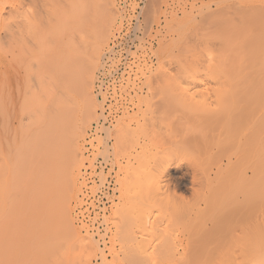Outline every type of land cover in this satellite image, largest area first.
<instances>
[{"label":"rangeland","instance_id":"obj_1","mask_svg":"<svg viewBox=\"0 0 264 264\" xmlns=\"http://www.w3.org/2000/svg\"><path fill=\"white\" fill-rule=\"evenodd\" d=\"M49 1L45 0V2H49ZM55 1H50V3L53 2L52 4L56 5L57 2L55 3ZM62 1H64L65 3L64 5L66 6V3H67L66 0H62ZM62 1L60 2L62 3ZM73 1L75 2V0ZM77 1L80 2L79 0ZM85 1L87 2V0ZM88 1L101 3L104 0H88ZM110 1H112L111 14L113 15V23L108 32V38L105 41L103 47L101 48V53L103 54L101 55L100 53V56L97 58L96 65L93 69V74H92L93 79H91L92 82H90V91H91L90 95L91 97H93L94 108L91 109V113H90L91 117L89 116L90 119L83 131L84 133L79 138V152H78L79 155L77 156V160L79 159L77 161L79 176H77L75 189L73 190V193L70 194L69 196L70 198L69 212H70V216H72L71 218L73 219L72 221H73V224L75 225V228H77V230L81 234L84 233L83 235L87 236L89 240L90 238L93 239V240H90L92 242L88 244L86 243V245L85 246L83 245L82 247L84 248V250H82L84 254L85 253L87 254V252H92L94 250L92 252L93 255L91 254L92 256H90L89 254V258L87 257L88 258L87 264H99V263L100 264L101 263L102 264H135V263L141 264V262L143 264H150V263L152 264V262H154L153 264H183V263L190 264L191 259L195 260L194 262L195 264L197 263L198 264H201V263L202 264H209V263L212 264L216 262V260L217 262L214 264H219L218 263L219 260H220L219 261L220 264H223L224 261H225L224 264L226 263L227 264H236V263L243 264L244 259H246V256L242 257V255L247 254V253L240 252V251L247 250V249H254L257 251V254H259L264 249V219L261 220L262 216L264 215V208L255 210L253 209L254 207L252 208L251 205H248L247 203L244 204L242 202V201H245L246 198L248 199L249 195H247V192L249 193L256 192V193L264 194L262 148H261L262 146L259 142V137L261 136L262 131L260 130V128L255 130V128L258 127L257 125L258 123L257 121H254V117H257V115L251 116L247 113V109H241V105H242L241 102L236 100L238 96H234L231 93V91H229V89L227 88L228 87V85L226 84L227 79H225L227 75L225 77L223 76L225 74L223 73L222 70L225 68H222L221 58H222V61L224 62L223 57H225L224 54H226L225 61H227L228 63L226 64V66H228L229 68V66L231 65L230 63L231 57L229 56L230 55L229 53L228 54L226 53L227 50L230 51L231 49L232 52H233L232 49H235V50L242 49L243 50V48L245 47L244 45H246V43L243 44L244 42L243 40H241V42L239 40L241 38L246 37V35L244 36V34L247 33V28L246 26L241 27V24H244L243 22L245 20L238 19L241 15L238 18L236 17L238 20L235 19V16L239 15L238 12H240L241 14L240 9H237L238 8L237 3L238 4L240 3L242 5L245 2L247 3V1L249 0H145L144 4L141 7V18L139 21V25L137 26V30L140 32V34L134 37L132 46L126 48L127 53L131 55V59L129 60L130 67H128V69L125 70L121 74L120 78L117 80V83L113 84L110 87L111 95H112L111 97H113L114 99L110 103V106L108 107L114 108L115 114L113 115L111 120L106 124V123L98 122V119L102 116V115L99 116L98 113L102 114L103 108L101 106L102 102L98 100L97 95H94L95 94L94 81L96 78V71L103 64L102 56H104V52L107 49H109V42L114 37V33L122 27V19H123V14H124L120 6L117 4L116 0H110ZM41 3H42L41 5L44 4V2H41ZM62 5L63 4H61V6ZM43 7L44 6H42L41 8ZM50 7L49 8L46 7L47 11H49ZM61 8H59L60 12L62 10ZM56 9L57 8L53 10H56ZM64 10H66V8ZM41 12L45 14L44 17L46 15L48 16V13H50L49 11L46 14L44 10L43 11L41 10ZM56 12H58V9ZM65 12L66 11L63 12L64 14L63 13L61 14L65 15ZM66 13L69 16V12L67 11ZM51 14H54V13L52 12ZM59 15L60 14L57 15V13H55L53 17H56V16L59 17ZM66 17L62 19L67 20L68 18ZM59 18L61 22V16ZM59 18L51 17L50 20H47L48 19L47 18L46 19L47 26L48 24L53 22L51 20H54V22H56L57 19ZM36 19L37 18L33 19V21H35ZM42 19L41 21H43ZM48 21H51V22H48ZM54 22H53V25H54ZM60 22L57 23L58 26ZM63 22L62 24H64ZM40 23H38V25ZM46 23H43V25ZM32 24L34 26L35 31L32 33V30H31L32 35L27 34L29 32L28 30L30 29L32 25L31 23L29 24V27H27L26 25L27 28L26 27L25 28L27 29L26 30L27 33L26 31L24 32L25 30L24 29L22 33L23 34L22 37L24 38H23V41L21 39L20 43L22 42L21 43L22 45L24 43H26V45L29 44L28 46L35 45L33 38L34 37L37 38L38 36L41 39L43 38L45 42L47 43L44 49L43 47L44 45L42 46V43L39 41L40 48L41 46L43 47L44 50H48L49 48L48 51H50V49L53 47L52 45L53 41L55 42L56 40L55 38H57L56 36L59 35L58 33L55 34V32L53 31V30H56V28L52 29L51 27H49L52 29L55 35L53 34L52 31H51L52 33L50 34L51 35L53 34V36L55 37H51V35L48 37L50 29H48L49 30L48 31L46 28H43L45 29V31L46 30L48 31V33H46V32H43L44 30L42 31L41 30L42 28L40 29L38 25L35 26V24H37L36 21L35 23L33 22ZM57 24L56 26H54V27H57V30H59L60 32L62 31L63 34L64 32H66V34H64V38H62L64 42V39L66 37L65 35L69 33V23L67 27L63 25V27L68 28V31L66 28L64 29L63 27H62L63 30H61L60 26L62 25L58 27ZM91 24L92 23L89 22V25ZM43 27H45V25ZM36 29L38 30L40 29L43 33L37 31ZM2 31L4 30L0 29V105L2 106L1 108H3V109H0L2 110V112H0L2 113L1 115L2 118L0 117V121L1 119L3 120L1 121L2 123H0V125H2V127L0 128V145H4V146L7 145V143L4 142L2 138L4 136L2 129H4L6 131L5 132L6 141L8 142V145L6 146V148L8 149V151L11 150L9 154L11 155L10 156L11 161H13V159H15L14 155H16V153H18L20 150H22L23 154H30V158H31V155L33 153L31 154L30 152L29 153L26 152L25 148H27L29 144H24V142L25 141L26 143L27 141L32 142V139H31L33 136L32 133L33 132L35 133L36 132L35 130L38 129L36 125L38 123L35 122V120L36 121L38 120L40 122L39 124H41L42 123L41 120L44 121L45 119V111L43 112L44 114L41 113L40 111L41 109L39 111L38 110L36 111L35 109L37 108H33V105H32L34 103L33 96L32 98L30 96V94L32 95L33 91H36V89H38L39 86H42V85H39L37 88V84H41L40 82L41 80L39 79L40 80L39 81L38 80L39 77L33 76V74L36 75V72L39 73V71H36V69L38 70L37 63H39V60H37L38 62H35L36 59L35 57L33 58V56L36 54L35 50L38 49V51L41 50L43 52V49L42 48L39 49L37 44H36L37 49L31 46V48L27 47L28 50L25 47L26 46L25 44H24L25 45L24 47H22L21 45V47L23 48V51L25 48V51H28V53L29 51L35 52L34 55L32 52L33 56L29 54L30 56H32L31 58L34 59V61L31 58H29L28 55H23L24 52L23 53L20 52V47H19V51H18V48L14 50H10V51H13L10 57L8 51H6L9 44H5L8 41L6 38H4L5 31L3 32L4 34L2 33ZM35 32H36V36L34 34ZM38 32H39V35L46 33L45 36L47 35V38H45L44 36H39ZM236 33L240 34V36L238 34L235 35ZM61 34L60 36H58L60 37L58 38L59 40H61V37L63 36ZM27 38L29 41L27 40ZM39 38L35 39V41L36 40L38 41ZM49 38H54V40L52 41ZM231 39H234L236 42ZM50 40L52 41V43H50ZM68 40H69V36H68ZM45 42L43 44H46ZM20 43H19V46H20ZM68 44L69 43H67L66 45ZM63 45L64 43H62L61 47ZM241 45L244 47L242 48ZM61 47H56V49L58 48L60 51ZM68 47L69 46H66V50H65L67 53H68L67 50H69ZM55 50L54 52H56ZM48 51L46 52L50 53ZM62 51L60 53L63 54ZM66 52L64 53V55L66 54ZM14 53H15V57L17 58L19 57L20 60H23L22 63L20 61L21 63L20 65L18 63L19 59L14 58V55H12ZM20 53L25 57V59L20 58L22 57ZM44 53L45 52L41 54H44ZM57 53H55V55ZM218 53L220 54L218 56L219 59L217 57L216 58L217 60H216L215 55H218ZM212 54L214 56H212ZM221 54L223 55L220 58ZM49 55L48 57L42 56L43 58L41 59L44 60L45 58L46 60L47 59L51 60L50 58L51 55L50 56ZM210 55L212 57H210ZM37 56L39 57V55ZM58 56H59V53L57 54V57H56L59 60ZM66 56L67 58H65ZM66 56H64L65 60L68 59V55ZM213 57L215 61L214 59L212 60ZM26 58L30 62L36 63V65L35 64L33 65L30 63L32 65V66L30 65L31 66L30 67L28 64V60ZM209 59L211 60V63L214 61V64L217 63V66L221 65L220 67L218 66V68L220 69L217 68L216 64H215L216 67L213 64L211 65V63L208 65L207 62ZM54 60L55 61H53V63L55 62V65L54 64L53 65L57 67L56 69H58V65H59L57 63L58 61L57 59H54ZM60 60L64 61L61 57H60ZM62 61H61V65L63 63ZM66 61L67 62L64 61L65 65L69 63V60H66ZM43 62L41 65L39 64L40 65L39 68L42 67V69H44V74H45V70L47 68H44V66L42 65L47 64L48 62L47 63H43ZM23 63L24 65L25 64L26 65L24 66ZM49 64H47V66H49ZM202 64H204L205 66ZM53 65L52 63L50 64V66L52 67ZM61 65L59 68L60 70H61ZM65 65L63 64V67H66ZM68 65L69 64H67V67L69 68ZM162 66L165 67V69L167 68V66L169 68L164 70V68L163 69L161 68ZM170 66L173 69H171ZM201 66H203L204 69H206V71L204 70V72H202L203 67ZM63 67H62L63 71L58 70V72H60V74L64 73V75H62L64 78L59 77V75L56 73L57 70H55L56 76H54V74H50L53 68L50 70L47 69L50 71L49 74L53 75L54 84L56 83L57 75L60 79H62V81L63 79H65L66 75L67 76L69 75V72H68L69 69L67 67L66 69H64ZM42 69L40 70V72L42 71ZM194 69H196V71H198L197 69H200L202 71H198L199 73L198 74L194 72ZM64 70H66V72L68 73L64 72ZM158 70L161 71V72L159 71L160 74L159 72L157 73ZM163 70L166 72L168 70V73L170 74H172L174 71L175 73L173 74L175 75L177 73V77L181 76V75L178 76L180 71L183 72L184 70H188L192 72L191 74L193 78L192 82H194L195 80L197 82H195V84L186 82L187 83L186 84V83L180 82L182 81L180 79L178 80L171 79V82L167 83L169 81L167 76L170 74H167L166 72L164 73ZM206 72H211V73H206ZM216 72H217V75L222 77L221 80H219V76L216 79L217 77ZM46 73L48 74V72ZM53 73H54V70H53ZM155 73L158 74L156 78H155ZM41 74H43V71L41 72ZM164 74L165 75L167 74L166 78ZM208 74L210 75L207 76ZM211 74L213 78H211L212 77ZM24 76H26L27 78L28 77L30 78L27 79L26 77L24 78ZM37 76H40V75H37ZM163 76L164 78L162 79L161 77ZM198 76H201V80L195 79V77H198ZM26 79L28 81L26 82L27 84L25 83ZM43 79L46 80V78H43ZM48 79L50 78L48 77ZM174 79H175V76H174ZM213 79H215L216 82L217 80H219V82H217L216 84L215 80ZM228 80L230 79L228 78ZM46 81H47L46 84H48L49 80H46ZM201 81L202 83H200ZM223 81L225 84L223 83ZM57 82H58V79H57ZM59 83L67 84V82L63 81V82H58L57 85L55 84V86L57 87L59 85L60 87ZM68 83H69V79H68ZM50 86H52L51 83H50ZM50 86H46V87L50 88ZM64 86L62 85V87ZM26 87H28L29 89ZM33 87L34 88L36 87V89L33 90ZM43 87H45V85H43ZM56 87L55 89H57ZM59 87L57 91L55 90L54 92L56 93L58 92V95H60V98L63 97L66 101H68L70 99L69 91L67 90L69 86L68 87L65 86V89L61 87L59 89ZM52 88L51 90L53 91ZM61 89H63V91H61ZM39 90L40 89H38L36 93L38 92L39 94ZM44 90L45 89L40 90V93L41 91H44ZM64 90L68 91V92L65 91L68 93V95L67 93L63 94ZM45 93H47V91L44 92L43 95ZM21 98H23L22 101H25L27 98L28 100L25 101L26 103L27 101L28 103L30 102L29 100L30 98L32 101V103L30 102L29 104L27 103L28 105H26L29 108L24 107L26 109V111L24 112L22 111L20 112V110H24L22 107L20 108ZM45 98H43L42 100L44 101ZM50 98H53V95H51ZM57 98H59V96ZM57 98H54V99L57 100ZM63 98H62V102L65 101V100L63 101ZM71 99L70 101H68L69 103L67 102L68 105H65L63 103L60 104L58 102L59 103L58 106L59 105L62 106V108H60L61 106H59L58 110L62 111L64 108V111H66L67 114H69L68 112L69 107L67 109L66 106H69L70 104L72 107H74L75 105L74 103L71 102L72 101ZM48 100L53 101V103L55 101L52 99H48ZM48 100H45V101H48ZM57 101L54 104H57ZM25 102H22V103H25ZM48 103L49 102H46V103L44 102L46 106L48 105ZM42 104L40 103V105ZM44 104H43V107H45V110H48L49 107L46 109V106H44ZM52 104L51 106H53ZM31 106L32 108H30ZM53 107H55V105ZM53 107L50 108V110H48L50 113L48 114L47 112V118L50 116V114L52 115ZM11 108H12V111H11ZM55 109L57 110V108ZM55 112L52 115V117L56 115ZM58 112H57V116L51 118V120L49 119L51 117L50 116L48 118L49 119L48 122L50 121L52 122L54 118L57 120L60 119L58 121L60 123L59 126L62 127V125L65 123V126L63 127L67 129L69 125V118L67 122H63V121H66V119L64 118V116L65 117L67 116L66 112L64 116H62L61 112H60L61 115L60 113L58 114ZM20 113L23 114L24 116L22 115L21 118L19 119L21 115ZM40 113H41V116L44 115L42 119L39 118L41 117ZM37 115L39 117H37ZM34 116L36 117V119H34L35 118ZM60 116L62 117L58 118ZM63 118L64 120L61 121V119ZM6 120H8L7 128L5 127L6 126L5 124L7 122ZM23 121L24 122L27 121V122L24 123ZM54 122H57V121L54 120L51 124L53 125ZM43 123L41 124V126L43 125ZM18 124L21 126H19ZM34 124H35L36 129L34 128L35 130L33 131L31 129H33ZM39 124L38 126H40ZM57 124L58 123H55L54 125H57ZM27 127L30 129L28 130ZM43 127L44 126H42V129ZM51 128L52 130L56 129V126L49 127V130H51ZM59 128L57 129V131L60 130L59 131L60 134L63 135L64 137L65 130H63V134H62L61 133L62 128L60 129ZM105 128L108 129V133L105 131L106 130ZM42 129H39V130H42ZM52 130L50 132H52ZM50 132L49 133L47 132L45 136L49 134V137H50L51 135ZM55 132H52V133L54 134ZM42 133L44 134V132ZM37 134L38 133L34 135H37ZM53 134L52 136H54ZM56 134H55V137H58L59 139L61 135L57 134L56 136ZM11 136H12V139H11ZM45 136H41V140H42V137L44 138ZM38 137H40V135L39 136L37 135V138ZM49 137L46 136L45 140L47 138L49 139ZM63 137H60L61 139L59 140H62ZM18 138H20V142ZM51 138H53L52 141L54 143L58 141V139H55L54 137H51ZM103 139H106L107 141V142L105 141L106 146H107L106 148L104 147L105 149H102V147L99 146V143ZM37 140L36 142L40 141V143L42 144L41 145L40 143H37L38 145H41V147L43 146V144L45 146L48 145L47 140H46V144L43 143L41 140L39 141ZM45 140L43 139V141ZM17 142L21 144L18 145ZM50 146L51 145H48L49 148ZM53 146H54V152L58 153L59 146L57 147L55 145ZM16 147H18L19 149V151L17 150L18 152H14L16 151V149L14 150V148ZM38 151L39 150H37V152ZM138 151L144 154L142 158H135V156L133 157V154L135 152L139 153ZM13 152L14 154L12 155ZM19 153L21 154V152ZM34 153H35V150H34ZM145 153L148 155L147 156L148 158L146 157ZM36 154L32 156L37 157L39 155V153L38 155ZM99 155L103 157H108V160L110 163V166L108 167V169L102 168V166L94 165V161L96 157ZM225 156L226 157L229 156L231 159L230 167L228 166L229 171L226 170L224 171L225 174L224 172L219 174L217 178H215V180L211 182L209 186H205L203 182L205 171L207 172L210 168L215 167L216 165L219 164L220 161L223 163L225 159L222 157H225ZM16 158H20V155L17 156ZM21 161H24V158ZM19 163L18 164L16 163L17 165H19V167L17 166L16 167L19 169H22L23 172L25 171L26 175L28 176V174L30 173L29 167L23 168ZM141 163L146 165L145 168H144V165ZM167 163L168 165H166ZM27 164L29 165V162H27ZM163 165L165 166L164 170L162 168ZM186 166L188 167L186 168ZM43 167H44V163H43ZM83 167H85V169ZM131 168L133 170H136L139 168L142 169V171L137 176L140 178H136L133 181V186L132 184H130L127 187V189L131 188L130 186L135 187L134 188L135 193H133L134 195H131L130 192H128L129 195L127 193L122 194L121 186L122 185L127 186L125 184L131 183V181L129 180V177L128 178L125 177L123 172L124 170L131 169ZM148 168L149 170H151L150 171L151 173L148 171L149 173L148 174L146 173L148 177H146L147 175L146 176L144 175L146 179H142V176H140V174L143 175L148 170ZM184 168L187 170V171L185 170L186 171L185 174H184L185 172ZM189 168H191V170ZM31 169H34V168L32 167ZM17 172H19V170ZM21 172H19V174H21ZM36 173L38 174V172ZM191 173L192 175H190ZM39 174L41 175L40 171H39ZM18 176L20 177L22 175H18ZM33 176L35 177V175ZM202 176H203V179H202ZM107 177L111 179L109 185H107L108 183ZM193 178H194V182H192ZM25 179H28V178H25ZM34 180H36V178H34ZM31 182L33 184V181ZM137 185L140 187V188L138 187L139 188L138 194H137L138 190H136L138 189ZM27 189L29 191V188ZM29 192H32V190ZM244 192H246V194H244ZM28 194L29 193H27V195ZM30 194L33 195L35 193L33 194L30 193ZM130 195L132 197H130ZM28 196H26V198ZM30 196L28 198H30ZM56 196L58 195L56 194L54 198H58ZM103 196L106 198V200H103ZM133 196H135V198ZM50 197L51 196L49 195L48 198ZM129 197L131 199L133 198L135 203L134 202L132 203V200L128 199ZM136 197H138V200ZM54 198L52 195V197L50 198L52 202L57 201V199L54 201L53 200ZM34 199L35 198H33L32 196L31 200L35 201ZM20 200H22V198H20ZM126 200L127 201L130 200L132 204H138V202L140 204L141 201L143 202L141 204H148L149 203L148 201H150V203L151 201L155 202V205L157 203L156 206L158 208L156 207L153 214L157 215L158 219L161 221L160 227L163 230V231L161 230L164 235L163 239H166V240L169 239L173 242V246L176 245L173 247L171 251L170 250L165 251L166 249L169 248L168 247L169 245L166 246L167 248L165 246H162V248L165 247V249L163 248L164 250L160 251L159 250L161 247L159 246L160 243L159 241H154L156 239H153L154 236L152 235H151L153 237L152 239H151V236L143 235V234L141 235V237H139L140 235L139 236L137 235L133 239L131 238H127L123 240L119 239L118 237L119 229L118 228L121 226L120 224L122 223V222H119V220H121L120 218L121 212L123 211L122 207L125 204L127 206L126 209H128L129 204H130V201H128L129 202L128 203ZM125 201L127 204L125 203ZM24 203H23L24 206L30 205V203H28L29 205L24 204ZM33 207H29V208H33ZM132 207H134V205ZM132 207H130V209ZM25 208L24 210L26 209L29 210L28 207L26 209ZM38 208L39 207H37V209L36 207L35 209L33 208L35 211V212L32 211L33 213H35L34 216L38 212ZM30 212L31 211H28L26 215H28L29 213V216H30ZM22 213L23 215H25L24 213H26V211L23 212L22 210ZM47 213H50V212L47 211L46 214ZM18 214L17 215L19 217L21 213H18ZM146 214L148 213L146 212ZM48 215L49 214H47V217ZM43 217H45L46 219V215ZM27 218L29 219L30 217H27ZM19 219L20 218H18L17 220L14 219L15 221H17L16 223H14L15 221L12 220L14 221L12 223L21 225ZM26 219L24 218L25 222H26ZM20 220L21 222L23 221L22 219ZM29 220H31L32 222V218ZM29 222H26L27 226H29L28 227L29 230L31 229L33 230H31L30 232L29 230H26L28 229L26 225H25L26 228L25 227L24 228L26 232L28 231L29 233L32 234V232H34L36 228H38L37 225L36 226L34 225L38 223H39L38 225H40V222L38 223L34 222L35 224L33 222L29 224ZM32 224L33 226H30ZM8 226L11 227V224ZM211 228L213 230L215 229L216 230L213 232ZM7 229L9 230L11 228L7 227ZM120 231H122V228L120 229ZM28 232L26 233L27 236L25 235L24 231L21 232V234L22 235L24 234L25 236L23 235L20 239L22 238L27 239L28 237L29 238H28V241L22 239V242L24 243L21 242L22 244L21 243L18 244V248H17L18 241H14L16 242L15 246L13 242H12L13 244L11 243L13 245V249H11V251H8L10 250L8 249L9 246H6L7 248L5 247V245L7 244L0 246L1 247L0 251L2 252L3 250V253L7 249V253L5 252L6 253L5 257H8L10 255V258H12L11 260H13L11 262L9 260L10 258L8 259L6 258V262L9 261V263L11 262L12 264H15V263L16 264H25V263L28 264L29 262L30 264L33 261L35 262L36 259L38 258L37 259L38 261H36L38 263L39 261L41 262V260L39 259V257H41L42 262H43L42 264H48L47 261L44 260L45 256H43V254L47 250L45 249L46 245L48 247V244L45 245L46 241L43 243L42 241L44 239L41 240V242L45 245V248H44L43 244L39 242L40 239H38L40 237L42 238L43 235H41V233L39 232L41 235L40 236L37 232L39 237L35 238L37 239L35 240L36 241L35 242L34 238H31L30 236H28V235H31ZM41 232H44V229ZM34 234L35 233H33L32 234L33 236L32 235L31 236L34 237ZM31 241L33 243V246L38 245L37 247L41 250L39 251L37 247L30 248V249L35 250V251L33 250L34 252H36L34 253L32 250H29L28 248H26L27 244L29 242L31 243ZM171 241H169V243ZM94 242H97L98 244L96 243L97 245H95ZM157 242L159 243L158 245L154 244ZM30 243L28 245L33 247L32 243L31 244ZM91 244L94 248L93 250L91 249ZM238 244L239 246H242V245L244 246V247L243 246L240 247V249L238 250L239 252L236 251V249H238L237 247H239ZM246 244L248 245L247 248L245 246ZM12 245H10L11 248H12ZM15 247L17 248V251L20 249L18 253ZM207 248L210 249V251H206L205 253L200 251V250L203 251V249L208 250ZM21 249L28 250V251H26L27 253H25V251L23 252V250L21 251ZM42 249L45 252L41 255V253L43 252ZM85 249H87L86 250L87 252L85 251ZM190 249L193 250L195 255H193L192 251H191L192 253L191 252H189L190 254L188 253V250ZM216 249L217 250L221 249L222 251L221 250L220 251L222 253L218 251L216 254ZM259 249L260 250L262 249V251L260 252ZM12 250H15V251L13 252ZM25 254H29L28 256L29 260H28V257L26 256H24L26 258L25 261H23L24 259L20 260L23 258V256L18 257V255H25ZM37 254L39 256H36ZM0 255L2 256V254ZM101 255H102V258L104 259H100ZM133 255L135 256L137 255L142 258L140 260H138L139 258L138 259L135 258L137 259L135 260L134 259L135 256L132 257ZM232 255L235 257H233ZM14 256L18 257L19 259L17 258L18 260H15L16 258H14ZM125 256L126 258L131 259V260L129 259L131 261L130 263H128L129 260L126 259ZM213 256L216 258L213 259L212 258ZM227 256H229L228 257L229 260ZM2 257L0 258L3 260ZM199 257H201V260ZM231 257H233V259ZM32 258H34L35 260ZM234 258L236 261H234ZM188 259H190L189 260L190 262L188 261ZM196 259H198L197 260L198 262H196ZM208 259L210 260L208 261ZM30 260H32V262H30ZM56 260L58 261V259ZM20 261H22L23 263ZM229 261H231L232 263H230ZM36 262L35 264H37Z\"/></svg>","mask_w":264,"mask_h":264},{"label":"bare ground","instance_id":"obj_2","mask_svg":"<svg viewBox=\"0 0 264 264\" xmlns=\"http://www.w3.org/2000/svg\"><path fill=\"white\" fill-rule=\"evenodd\" d=\"M47 1V0H46ZM49 1V0H48ZM50 1H55V0H50ZM50 1L49 2H45V0L43 1V0H0V29L2 30H4V31H2V33L5 35L4 36V38H6L7 39V43H5V44H9L8 45V48H7V50L6 51H8V53H9V56L11 57V53L13 52V51H10V50H14V49H17L18 48V51H19V47H20V52L21 53H23L24 52V54L23 55H28L29 56V58H31L33 55H34V53L36 52V54L33 56V58L35 57V59H36V61L35 62H38L37 60H39V63H37V65H38V70L36 69V71H39V73L38 72H36V75H34L33 74V76L34 77H39L38 78V80L41 82V84H37V88H38V86L39 85H42V86H39V88L38 89H40V90H42V89H45L44 91H41V93H40V90H39V94H38V92L36 93V91H38V89H36V87L34 88L33 87V90H35L36 89V91H33V93H32V95L30 94V96H31V98H32V96H33V101H34V103L32 104L33 105V108H37V109H35L36 111L38 110H40L41 111V113H43L44 111H45V119H44V121H42L41 120V122L43 123H45V125H44V123H43V125L42 126H44L43 127V129H45V130H43L42 129V126H41V124H39L40 122L37 120H35V122H37L40 126H38V124H36L37 125V127H38V129H36V127H35V124L32 126L33 127V129H31V130H35L36 132L34 133L33 131V136H32V142H29V141H27V143H26V141L24 142V144H29L28 146L30 147H28L27 146V148H25L26 149V152H30L32 155H35L36 154V152H37V150H39L38 152H37V154L36 155H38V153H39V155L37 156V157H39V158H37V157H33L32 155H31V158H30V154H23V152H22V150H20L19 151V149H18V147H16V148H14V150L16 149V151H14L13 149V151L14 152H21V154L18 152V153H16V155H14L15 156V159H13V161H11V155L9 154V152L11 151V150H9L8 151V149L6 148V146L8 145V142L6 141V137H5V130L4 129H2L3 130V140H4V142H6L7 143V145L6 146H4V145H0V246H3V245H5V244H7V245H5V247L6 246H9L8 247V249H10V250H8V251H11V249H13V243H14V246H15V243L16 242H14V241H18L17 242V248H18V244H20L21 242H22V239H24V238H22V239H20L23 235L21 234V232H25V235H26V233L28 232H26L25 231V228L27 227H29V226H27V223L26 222H29V224L30 223H32L33 222V220H34V222H40V225H38V224H35L34 222V226H38V228H36V230L34 231V232H32V234L33 233H35L34 234V237H32L33 235L31 234V233H29L31 230H33V229H31V230H29V228L28 229H26V230H29V234H31V235H28V236H30L31 238H34V241L35 240H37V239H35V238H37V237H39V235H40V233H41V235H43L42 236V238L40 237V238H38V239H40L39 240V242H41V240H43L42 242L44 243L45 241L46 242H48V243H46L45 242V245L46 244H48V247H47V245H46V248H45V245L43 244V246H44V248L45 249H47L46 250V252L45 251H43V249H42V253H41V255L43 254V256H45L44 257V260H46L47 261V263L48 264H63V262H64V264H87L88 263V258H89V254H90V256H92L93 255V246H92V244H91V249L93 250L92 252H87L86 250L87 249H85V251L87 252V254L85 253H83L82 252V250H84V248H82L83 247V245L85 246L86 245V243L88 244V243H90V242H92V241H90V240H93V239H91L90 238V240H89V238H87V236H85V235H83V234H81L78 230H77V228H75V225L73 224V219L71 218L72 216H70V212H69V201H70V198H69V196H70V194H72L73 193V190L75 189V185H76V180H77V176H79L78 175V167H77V161L79 160H77V156L79 155L78 154V152H79V138L81 137V135L84 133L83 131H84V129H85V127H86V125L88 124V121H89V119H90V117H91V115H90V113H91V109L92 108H94V103H93V97H91V91H90V82H92V80L91 79H93L92 78V74H93V69H94V67H95V65H96V61H97V58L100 56V53H101V48L103 47V45H104V43H105V41L107 40V38H108V32H109V30H110V27H111V25H112V23H113V15L111 14V10H112V7H111V3H112V1H110V0H104L103 2H101V3H99V2H89L88 0H87V2L85 1V0H79L80 2H78L77 0H75V2L72 0H66V2L68 3H66V6L64 5L65 3H64V1H62V0H56L55 1V3H56V5L55 4H52L53 2H51L50 3ZM60 1H62V3L60 2ZM77 1V2H76ZM41 2H44V4L43 5H41L42 3ZM242 2V1H241ZM47 3H48V5H47ZM63 4L62 6H61V4ZM235 3V2H234ZM50 4V5H49ZM232 4H233V2H232ZM53 7H52V6ZM55 5V6H54ZM57 5H59V6H61V7H63V8H61V7H59V6H57ZM69 5V6H68ZM42 6H44L43 8H41ZM52 7V9H51V7ZM237 6H238V8L237 9H240V11H241V14H240V12H238V16H235V19H237L240 15L242 16H240L238 19L240 20V19H244L245 21L243 22V20H242V22L244 23V24H241V27H245L246 26V28H247V33L246 34H244V36L246 35V37L245 38H241V39H239L240 40V42H241V40H243L244 42H243V44L244 43H246V45H244V46H242V48H243V50L242 49H239V50H235V49H232L233 50V52L231 51V49H230V51L229 50H227V54L229 53L230 55V57H231V60H230V63H231V65L229 66V68H228V66H226V64H228L227 63V61H225V59H226V54H224V56L225 57H223V59H224V62H226V63H224L223 61H222V55L223 54H221V56H220V58H221V62H222V68H225V69H223L222 71H223V73L225 74V75H223L224 77H225V79H227V81H226V84L228 85V89H229V91H231V93L234 95V96H238V98L236 99L237 101H239V102H241V109H247V113L249 114V115H257V117H254V121H257V125H258V127L257 128H255V130H257V129H259L260 128V130L262 131L261 132V136L259 137V142H260V144H261V148H262V164H263V181H264V1H262V0H249V1H247V3L245 2V3H243L242 5L239 3H237ZM49 8L50 7V9H49V11H50V13H48V16L51 18H59L60 16H61V22H60V18L59 19H57V21L58 22H60L59 23V26L60 25H62V26H60V29L61 30H63V28L65 29L66 27H67V25H68V23H69V33H67V35L69 36V40H68V36L67 35H65L66 37H65V39H64V42H63V40H62V38H64V34H66V32H64V34L62 33V31L60 32L59 30H57V27H54V26H56V24L58 23L56 20V22H54V20H51V21H53L54 22V25H53V22H51V21H48V22H51L50 24H51V26H50V24H48V26H47V23H46V21L47 20H50V18L47 16V18H46V16L44 17V13L43 12H41V10L43 11L44 10V12L47 14V12H49V11H47V8ZM61 8L62 10H63V12L64 11H68L69 12V16H68V14L65 12V15L66 16H68V17H66L65 15H63L64 13L62 12V10H61V12L59 11V8ZM55 8H57L58 9V12H56L57 11V9L56 10H53V9H55ZM66 8V10H64ZM236 9V8H235ZM235 9H234V11H235ZM47 12H46V11ZM54 13V14H51V13ZM55 13H57V15L58 14H60L59 15V17H53L54 15H55ZM61 13H63V14H61ZM42 14V15H41ZM50 15H52V16H50ZM63 15V16H62ZM41 18H40V17ZM68 18L67 20H63L62 18ZM237 17V18H236ZM35 18H37L35 21H36V23L37 24H35V26H37L38 25V23H40V21H41V19L44 21H41V23L38 25V27L43 31V32H46V33H48V29H50V31H49V35H48V37L51 35L50 33H52L53 31L55 32V34L56 33H58L59 35L58 36H60V34L61 35H63L62 37H61V40H59L58 38H60V37H58V36H56L57 38H55L56 40H55V42L53 41L54 40V38H49V39H51L52 41H53V43H52V41L50 40V43H52V45H53V47L50 49V51H48L49 50V48H48V50H44L45 49V45H47V43L45 42V40L42 38H39L38 36H37V38H39V40L37 41H35V39H37L36 37H34L33 39H34V42H35V45H31L32 47H37L36 46V44L38 45V48L39 49H43V47H44V49H43V52H45L44 54H41V53H43L41 50L40 51H38V49L37 50H35V52H33V51H29V53H28V51H25V48H24V51H23V48L22 47H24L25 45H26V43H24L23 45L20 43V41H21V39H22V41H23V38L24 37H22V33H23V30H24V32L27 30L26 28L27 27H29V24L31 23V25L33 26V22L35 23V21H33V19H35ZM47 20H46V19ZM234 18V17H233ZM237 19V20H238ZM64 21V22H63ZM67 21H69V22H66ZM92 21V22H91ZM46 23V24H44L45 25V27H43L44 25H43V23ZM62 22L64 23V24H62ZM89 22L90 23H92L91 25H89ZM242 22H240V23H242ZM27 23H29V24H27ZM239 23V24H240ZM246 23V24H245ZM43 26H42V25ZM26 25H27V27H26ZM63 25H65L66 27H63ZM88 25V26H87ZM244 25V26H243ZM32 26L30 27V29L28 30L29 32L27 33V31H26V33L27 34H31L32 35V33L35 31V29H34V26H33V28H32ZM42 26V27H41ZM53 26V27H52ZM57 26H58V24H57ZM58 26V27H59ZM26 27V28H25ZM37 27V28H38ZM49 27H51L52 29L54 28H56V30H53L52 31V29L51 28H49ZM63 27V28H62ZM89 27V28H88ZM36 28V27H35ZM43 28H46L47 30L45 31V29H43ZM246 28H244V29H246ZM38 30V29H36L37 31H39V32H41V33H43L41 30ZM67 29V31H68V28H66ZM73 29V30H72ZM31 30H32V33H31ZM74 30H76V31H74ZM52 31V32H51ZM57 31H59V32H57ZM64 31H66V30H64ZM39 32H38V35H39ZM54 32H53V34H54ZM46 33H44V34H40L39 36H44L45 38H47V35L45 36V34ZM35 34V36H36V32L34 33ZM53 34L51 35V37H55V36H53ZM54 34V35H55ZM238 33H236L235 35H237ZM239 36H240V34H238ZM238 36V37H239ZM2 37V36H1ZM27 37V36H26ZM234 37V36H233ZM237 37V36H236ZM67 38V39H66ZM26 39V38H25ZM32 39V40H33ZM245 39V40H244ZM27 40H28V38H27ZM44 40V41H43ZM48 40V39H47ZM58 40H59V42H58ZM67 40H68V42H67ZM231 40H234V39H231ZM29 41V40H28ZM42 43V46H41V48H40V46H39V44H40V42ZM43 41V42H42ZM49 41V40H48ZM47 41V42H48ZM235 41V40H234ZM38 42V43H37ZM46 43V44H43V43ZM236 42V41H235ZM19 43H20V46H19ZM33 43V42H32ZM49 43V42H48ZM49 43V44H50ZM56 43H57V45H56ZM59 43H61V44H59ZM62 43H64V45L61 47V45H62ZM67 43H69L68 45H66ZM234 43V42H233ZM232 43V44H233ZM59 44V45H58ZM21 45H22V47H21ZM29 44H27L25 47L27 48V47H29V48H31V46H28ZM17 46V47H16ZM54 46H55V48H54ZM66 46H69L68 47V49L69 50H67L68 51V53L65 51L66 50ZM56 47H61V49H60V51H59V49L57 48L56 49ZM22 48V49H21ZM47 48V47H46ZM64 50H63V49ZM56 51V52H54V50ZM27 50H28V48H27ZM58 50V51H57ZM63 50V51H62ZM221 50V49H220ZM39 53H38V52ZM46 51H48V52H52L53 54H54V56H53V54L51 53H47ZM63 52V54L62 53H60V52ZM219 51V50H218ZM226 51V50H225ZM229 51V52H228ZM26 52V53H25ZM31 52V53H30ZM32 52H33V55H32ZM41 52V53H40ZM59 53V60H58V58H56L57 57V54ZM66 52V54L64 55V53ZM223 52V51H222ZM20 53V55H22ZM55 53H57L56 55H55ZM32 55V56H30V55ZM41 54V55H40ZM50 54L51 55V60H49V59H47V60H49V61H47L45 58H44V60H42L41 58H43L42 56H46V57H48V55ZM103 53H101V55H102ZM215 54H217V53H215ZM12 55H14V58H17V57H15V53L14 54H12ZM22 55V57H20V58H24L25 59V57ZM37 55H39V57L37 56ZM49 55V56H50ZM66 55H68V59H66V60H69V63H67V64H69L68 66H69V68L67 67V64L65 65V63H64V61L65 62H67L66 60H65V58H67V56ZM220 54L218 53V55H215L216 57H215V59L219 56ZM63 56V57H62ZM64 56H66L65 58H64ZM212 56H214L213 54H212ZM211 55H210V57H212ZM37 57H38V59H37ZM60 57L64 60V61H62V60H60ZM103 57V56H102ZM101 57V58H102ZM12 58H13V56H12ZM17 59H19V57L17 58ZM27 59V58H26ZM32 59V58H31ZM54 59H57V63L59 64L58 65V69H56L57 67H55L54 65H55V62L53 63V61H55ZM214 59V57L212 58V60ZM215 59H214V61H215ZM218 59H219V57H218ZM13 60V59H12ZM28 60V59H27ZM33 61H34V59H32ZM41 60V61H40ZM102 60V59H101ZM217 60V59H216ZM14 61H16V60H14ZM20 61H21V63L23 62V60H18V63H19V65L21 64L20 63ZM43 61H45V62H43ZM61 61L63 62L62 63V65H61ZM214 61L211 63V60L209 59L208 60V65L211 63V65L213 64L214 66H215V64H216V66H217V63H215L214 64ZM42 62L43 63H47V64H51L52 63V65H53V67L52 66H50V64H49V66H47V64H43L42 66H44V68H47V69H52V71L50 72L49 70H45V74H44V69H42V67H40L41 69H42V71H43V74H41V72H40V68H39V66L42 64ZM219 62H220V60H219ZM35 64L36 65V63H33V62H30L29 60H28V64H29V66L31 65V64ZM57 63H56V65H57ZM98 63V62H97ZM17 64V63H16ZM40 64V65H39ZM63 64L69 69V78H68V76L66 75V77H65V79H63V81L64 82H67V84H69V85H67L66 83H59L60 84V87L61 88H64L65 89V86H69V88L67 89L68 91H69V96H70V99L71 98H73V99H71L72 101V103H74L73 105H74V107H72L70 104H69V106H66V108L68 109V107H69V109H68V112H69V114H67V112L66 111H64V108H63V110L62 111H64V112H62V111H59L58 109H59V106H61V105H59L58 106V104L60 103H63V104H65V105H68V101H70V99L68 100V101H66L63 97H61L60 98V95H58V92L56 93V92H54L55 90L57 91V89H58V87H59V85L56 87L55 86V84L57 85V83L58 82H63L62 81V79H60L59 77H61V78H64L62 75H64V73L63 74H60V72H58V70H60L59 68H60V65H61V70L63 71V69H62V67H63ZM225 64V65H224ZM23 65H24V63H23ZM22 65V66H23ZM26 65V64H25ZM24 65V66H25ZM202 65H204V64H202ZM210 65V66H211ZM16 66H18V65H16ZM32 66V65H31ZM30 66V67H31ZM102 66V65H101ZM205 66V65H204ZM213 66V67H214ZM215 66V67H216ZM219 66V65H218ZM218 66H217V68H218ZM221 66V65H220ZM219 66V67H220ZM52 67V68H51ZM66 67H63L64 69H66ZM129 67H130V65H129ZM173 67V66H172ZM201 67H203V66H201ZM227 67V68H226ZM26 68V67H25ZM37 68V67H36ZM162 69L164 68V70H166L167 68H169L168 66H167V68L165 69V67H161ZM170 68H171V66H170ZM217 68H215V69H217ZM21 69V68H20ZM171 69H173V68H171ZM214 69V70H215ZM218 69H220V68H218ZM35 70V69H34ZM53 70H54V73H53ZM55 70H57V72L55 71ZM60 70V71H61ZM154 70V69H153ZM163 70V71H164ZM198 71H202V70H200V69H197ZM204 70L206 71V69H204V67H203V71L202 72H204ZM227 70V71H226ZM160 70H158L157 71V73L159 72ZM162 71V72H163ZM198 71H196V69H194V72H196V73H198ZM217 71V70H216ZM220 71V70H219ZM24 72H26V71H24ZM46 72H48V74L46 73ZM49 72H50V74H54V76H56L55 74L57 73L58 75H59V77H58V75H57V78H56V83L54 84V80H53V75H50L49 74ZM56 72V73H55ZM64 72H66V70H64ZM68 72H66V73H68ZM161 72V71H160ZM160 72H159V74H160ZM166 71H164V73H165ZM213 72V71H212ZM226 72H227V74H226ZM65 73V74H66ZM148 73H149V71H148ZM167 74H170V73H168V70H167V72H166ZM173 73H175L174 71H173ZM170 74V75H168L167 76V74L165 75L164 74V76H165V78H166V76H167V78H168V82H167V80H166V82L167 83H170L171 82V79L172 80H178V79H180V80H182V81H180V82H183V83H186V82H189V83H194L195 84V82H197L196 80L194 81V82H192L193 81V78H192V72H190V71H188V70H184L183 72L182 71H180L179 72V74H178V76H180V77H177V73L174 75V74ZM180 73H182V74H180ZM195 73V74H196ZM206 73H211V72H206ZM205 73V74H206ZM214 73V72H213ZM30 74H32V73H30ZM163 74V73H162ZM199 74V73H198ZM37 75H40V76H37ZM45 75V76H44ZM152 75V74H151ZM158 74H156L155 73V78H156V76H157ZM210 74H208L207 76H209ZM47 76V77H46ZM52 78H51V77ZM154 76V75H153ZM164 76L163 77H161L162 79L164 78ZM174 76H175V79H174ZM211 76H212V74H211ZM217 76V77H216ZM216 79L218 78V76L219 75H217V72H216ZM26 76H24V78H25ZM48 77L51 79H48ZM198 77H200V78H198ZM198 77H195V79H199V80H201V76H198ZM205 77H206V75H205ZM27 78V77H26ZM28 78H30V77H28ZM27 78V79H28ZM43 78H46V80H49L48 81V84H46L47 83V81L46 80H44ZM66 78H68L69 79V83H68V79H66ZM150 78H152V77H150ZM158 78H159V76H158ZM170 78V79H169ZM211 78H213V76L211 77ZM221 78L222 77H220L219 76V80H221ZM228 78L230 79V80H228ZM27 79H26V81H25V83L26 82H28L27 81ZM55 79V78H54ZM57 79H58V82H57ZM149 79V78H148ZM191 79V80H190ZM203 79V78H202ZM205 79V78H204ZM38 80H37V82H38ZM43 80V81H42ZM199 80H198V82H199ZM213 80H215V79H213ZM219 80H217V82H219ZM46 81V82H45ZM191 81V82H190ZM52 84V86H50V83ZM215 82H216V80H215ZM217 82H216V84H217ZM31 83H32V81H31ZM35 83V82H34ZM45 83V84H44ZM188 83V84H189ZM200 83H202V81L200 82ZM206 83V82H205ZM221 83V82H220ZM223 83H224V81H223ZM27 84V83H26ZM25 84V85H26ZM29 84V83H28ZM187 84V83H186ZM225 84V83H224ZM32 85V84H31ZM43 85H45V87H43ZM54 85V86H53ZM62 85L64 86V87H62ZM30 86V85H29ZM28 86V87H29ZM35 86V85H34ZM46 86H50V88L48 87H46ZM28 87H26V88H28ZM42 87V88H41ZM52 87H54V88H52ZM55 87L57 88V89H55ZM60 87H59V89H60ZM24 88V87H23ZM31 88V87H30ZM51 88L53 89V91L51 90ZM29 89V88H28ZM27 89V90H28ZM51 90V91H50ZM67 90H64V92H63V94H66L68 91ZM30 91V90H29ZM47 91V93L48 94H50V93H52V94H50V95H48L47 93H45L44 95H43V93L44 92H46ZM50 91V92H49ZM61 91H63V89H61ZM65 91H67V92H65ZM37 94V95H39V96H37V95H35V94ZM55 93V94H54ZM43 95V97H42V95ZM59 96V98H57L58 96ZM18 95V94H17ZM34 95H35V97H34ZM51 95H53V98H50L51 97ZM67 95H68V93H67ZM94 95H96V94H94ZM49 96V97H48ZM57 96V97H56ZM25 97V96H24ZM38 97V98H37ZM40 97H41V99H40ZM46 97V98H45ZM48 97V98H47ZM29 98V97H28ZM31 98L29 99L30 100V102L32 103V101H31ZM43 98H45L44 99V101L42 100ZM54 98H57V100L56 99H54ZM62 98H63V101L65 102H62ZM48 99H52V100H55L54 101V103H56V101H57V104H54L53 103V101H49ZM96 99V98H95ZM94 99V100H95ZM103 99H106V97H104ZM23 100V98H21V105H20V108L22 107L24 110H20V112L22 111V112H24V111H26V107H28V106H26V105H28L29 103H28V101H27V103L25 102L26 100H28L27 98H26V100L25 101H22ZM39 100L40 101V103L42 104H44V102L46 103V102H49L48 103V105L46 106V104H44V106H46V109L49 107V109L48 110H50V108H52L54 105H55V107H53V110L55 109V108H57V110L55 109L54 111L52 110V115L54 114V112L55 111H59L58 112V114L61 112L62 113V116H64V114H65V112H66V114H67V116L65 117L64 116V118L66 119V121H63V122H67V120H68V118H69V125H68V127H67V129L66 128H64L63 126H65V123L62 125V127L61 126H59L60 125V123L58 122L59 120H57V119H55L54 118V120L55 121H57V122H54L53 123V125L55 124V123H58L57 125H54V126H56V129H53L52 130V128H51V130H52V132H57V134H60V130H58L57 131V129L60 127V128H62L61 130V133L63 134V130H65L64 131V137H63V135H61L60 137H63L62 138V140H59V139H61L60 137H59V139H58V137H55V134H56V132L53 134L52 132H50L51 130H49V127H54L51 123L54 121H50V122H48L49 121V119L51 120V118H53V117H55V116H57V112H55L56 113V115L55 116H53L52 117V115L50 114V118L48 119L47 118V112H48V114L50 113L48 110H45V107H43V104L42 105H40V103H39V101L37 102V101ZM45 100H48V101H45ZM74 100V101H73ZM42 101V102H41ZM61 101V102H60ZM9 102V101H8ZM7 102V103H8ZM22 102H25V103H22ZM59 102V103H58ZM68 102V103H67ZM53 103V104H52ZM67 103V104H66ZM98 103V102H97ZM25 104V105H24ZM35 104V105H34ZM49 104H50V106H49ZM51 104L53 105V106H51ZM62 104V105H63ZM236 104H238V103H236ZM235 105V104H234ZM233 105V106H234ZM12 106V105H11ZM35 106H37V107H35ZM57 106V107H56ZM2 106L0 105V109H3V108H1ZM25 107V108H24ZM64 107V106H63ZM19 108V109H20ZM29 108V107H28ZM30 108H32V106L30 107ZM39 108V109H38ZM44 108V109H43ZM60 108H62V106L60 107ZM34 110V109H33ZM34 110V111H35ZM11 111H12V108H11ZM0 112H2V110H0ZM33 112V111H32ZM41 113H40V116H41ZM61 113H60V115H61ZM21 114V113H20ZM19 114V115H20ZM25 114V113H24ZM37 114V113H36ZM44 114V113H43ZM42 114V115H43ZM93 114V113H92ZM1 115H2V113H0V117H1ZM23 114H21L20 115V117H19V119L21 118V116H22ZM26 115V114H25ZM34 115H35V113H34ZM68 115H69V117H68ZM98 115L99 116H101L102 114H100V113H98ZM8 116V115H7ZM24 116V115H23ZM44 116V115H43ZM43 116H41V117H39L38 115H37V117H39L40 119H42L43 118ZM62 116H60V117H58V118H61ZM90 116V117H89ZM103 116V115H102ZM101 116V117H102ZM35 117V116H34ZM2 118V117H1ZM9 118V117H8ZM24 118V117H23ZM64 118L63 119H61V121L62 120H64ZM27 119H29V118H27ZM34 119H36V117L34 118ZM47 119V120H46ZM31 120V119H30ZM1 121H3L2 119H1ZM0 121V123H2ZM7 122H6V128H7V125H8V120H6ZM28 121V120H27ZM27 121H25V122H27ZM19 122V121H18ZM24 122V121H23ZM24 122V123H25ZM46 123H48V124H46ZM27 124V123H26ZM49 124H51V125H49ZM66 124H68V123H66ZM19 125V124H18ZM25 125V124H24ZM23 125V126H24ZM48 127H47V126ZM19 126H21V125H19ZM45 126H46V128H45ZM96 126V125H95ZM2 127V125H0V128ZM31 127V128H32ZM40 127V128H39ZM20 128V127H19ZM28 128V127H27ZM35 128V129H34ZM59 128V129H60ZM13 129H14V127H13ZM30 128H28V130H29ZM39 129H42V130H39ZM48 131H47V130ZM106 129V128H105ZM8 130H9V128H8ZM20 130V129H19ZM55 130V131H54ZM23 131V130H22ZM49 133H51V135H50V137H49V134H47L46 136H48L49 137V139L47 138L46 140L48 141L47 143H48V145H51L50 146V148L48 147V145H44L43 144V146H45V147H41V143H40V141L39 140H41V136H45V134L47 133V132ZM107 133H108V129H106L105 130ZM39 132H40V134H39ZM42 132H44V134L42 133ZM59 132V133H58ZM21 133V132H20ZM36 133H38L37 135L39 136L40 135V137H38L37 138V135H34V134H36ZM106 133V134H107ZM24 134V133H23ZM52 134L54 135V136H52ZM57 134H56V136H57ZM12 135H13V133H12ZM20 136H21V134H20ZM45 136V137H46ZM38 139H36V138ZM45 137L43 138L42 137V142L43 143H45L46 144V140H45ZM51 137H54L55 139H58V141L56 142V143H54L52 140H53V138H51ZM51 138V139H50ZM11 139H12V136H11ZM19 139V142H20V138H18ZM43 139L45 140V141H43ZM36 140L37 141H39V142H36ZM11 141H13V140H11ZM106 139H103L100 143H99V146H101L102 147V149H105L107 146H106ZM19 142H17L18 143V145H20L21 143H19ZM33 142H35V143H33ZM14 143V142H13ZM12 143V144H13ZM23 143V142H22ZM37 143H40L41 145H38ZM54 143V144H53ZM61 143V144H60ZM31 144V145H30ZM35 144V145H34ZM17 145V146H18ZM53 145H55L56 147L57 146H59V152L57 153V152H54V146ZM26 146V145H25ZM34 146V147H33ZM105 147V148H104ZM9 148V147H8ZM21 148V147H20ZM36 148V149H35ZM42 148H44V149H42ZM28 149V150H27ZM18 150V151H17ZM32 150H33V152H32ZM34 150H35V153H34ZM142 150V149H141ZM14 152L12 153V155L14 154ZM139 152V151H138ZM142 152V151H141ZM144 152V151H143ZM137 154V155H136ZM147 154H148V152H147ZM146 153H145V155H146V157L148 156ZM20 155V158H16L17 156H19ZM23 155V156H22ZM29 155V156H28ZM130 155V154H129ZM144 154L143 153H134L133 154V157L135 156V158H142V156H143ZM228 155V154H227ZM131 156H132V154H131ZM22 157V158H21ZM146 157H144V158H146ZM150 157V156H149ZM226 157V156H225ZM225 157H222V158H224L225 159V161H223V163L220 161L219 162V164L218 165H216L215 167H213V168H210L207 172L205 171V175H204V185L205 186H209L210 184H211V182H213L214 180H215V178H217V176L219 175V174H221V173H223L224 171H229L228 169H229V167H230V164H231V162H230V157L229 156H227L226 158ZM23 158H24V161H21V160H23ZM29 158V159H28ZM33 158V159H32ZM37 158V159H36ZM148 158V157H147ZM221 158V159H222ZM18 159H20V160H18ZM26 159H28V160H26ZM26 160V161H25ZM32 160H33V162H32ZM36 160V161H35ZM38 160V161H37ZM137 161V160H136ZM20 162V163H19ZM26 162V163H25ZM27 162H29V165L27 164ZM19 163L23 168H28L29 167V169H30V173H31V175H30V173L28 174V176L26 175V173H25V171L23 172V170L22 169H19V168H17V167H19V165H17V164ZM31 163V164H30ZM43 163H44V167H43ZM125 163V162H124ZM26 164V165H25ZM35 164V165H34ZM141 164H143V163H141ZM170 164V163H169ZM33 165V166H32ZM87 165V164H86ZM144 165V168H145V164H143ZM165 165V164H164ZM163 165V166H164ZM166 165H168V163L166 164ZM165 165V166H166ZM17 166V167H16ZM31 166V167H30ZM39 168H37V167ZM162 166V168H163V170H164V168H165V166L163 167ZM170 166V165H169ZM229 166V167H228ZM34 168V169H31V168ZM43 167V168H42ZM149 167V166H148ZM168 167V166H167ZM185 167V166H184ZM188 166H186V168H187ZM36 168V169H35ZM84 169H85V167H83ZM88 168H89V166H88ZM144 168H143V170H144ZM16 169H18L19 170V172H21V174H19V172H17L18 170H16ZM190 170H191V168H189ZM35 170V171H34ZM186 169L184 168V171H185ZM39 171L41 172V175L39 174ZM142 171V169L141 168H139V169H136V170H133L132 168L131 169H126V170H124V172H123V174L125 175V177H129V180L131 181V183H129V184H125V185H127V186H124V185H122L121 186V193L122 194H124V193H127L128 194V192H130V194L131 195H134L133 193H135L134 191V188L135 187H132L133 186V181L136 179V178H140V177H137L138 176V174L140 173ZM151 171V170H149V168H148V170L143 174V175H141L140 174V176H142V179H146L145 178V176L149 173V172ZM187 171V170H186ZM186 171L184 172V174L186 173ZM36 172H38V174L35 173ZM166 172V171H165ZM169 172V171H168ZM18 173V174H17ZM22 173H24V174H22ZM147 173V174H146ZM151 173V172H150ZM183 174V173H182ZM224 174H225V172H224ZM18 175H22V176H18ZM33 175H35V177L33 176ZM37 175V176H36ZM145 175V176H144ZM190 175H192V173L190 174ZM33 176V177H32ZM144 176V177H143ZM151 176V175H150ZM28 178V179H25V178ZM146 177H148V175L146 176ZM185 177V176H184ZM23 178V179H22ZM31 178V179H30ZM34 178H36V180H34ZM190 178H191V176H190ZM148 179V178H147ZM183 179V178H182ZM202 179H203V176H202ZM30 180V181H29ZM37 180H39V181H37ZM129 180H127V181H129ZM31 181H33V184H32V182ZM192 182H194V178H193V181ZM28 185H27V184ZM30 183H31V185H30ZM130 184H132V186H130L131 188H128L127 189V187L130 185ZM26 185V186H25ZM22 186V187H21ZM25 186V187H24ZM28 186V187H27ZM139 186L137 185V188H138ZM27 188H29V191H31L32 190V192H29L28 191V189ZM140 188V187H139ZM139 188L138 189H136V190H138L137 191V194H138V192H139ZM132 190V191H130V190ZM79 190H80V188H79ZM22 191V192H21ZM28 191V192H27ZM24 193H26V194H24ZM27 193H35V194H33V195H29L30 196V198H28L29 196L27 195ZM249 192H247V195H249L248 196V199L246 198V200L245 201H242L244 204H248V205H251L252 206V208L253 209H262V208H264V194H261V193H256V192H250L249 194H248ZM57 194L58 196H56V197H58V198H54L55 197V195ZM244 194H246V192H244ZM250 194H252V195H250ZM20 195V196H19ZM49 195L52 197V195H53V200L55 201L56 199H57V201H55V202H52V200L50 199V198H48L49 197ZM129 195V194H128ZM130 195V197H132ZM140 195H141V193H140ZM24 196V197H23ZM26 196H28L27 198H26ZM32 196H33V198H35L34 200L36 201V203H35V201H33V200H31L32 199ZM126 196V195H125ZM136 196V195H135ZM135 196H133L134 198H135ZM138 196V195H137ZM18 197H19V199H18ZM128 198V199H130V200H132V203L134 202V200H133V198L131 199V198ZM20 198H22V200H20ZM137 198V200H138V197H136ZM140 198V197H139ZM30 199V200H29ZM51 201H50V200ZM141 199V198H140ZM139 199V200H140ZM19 200V201H18ZM26 200H27V202H26ZM29 200V201H28ZM130 200H128V201H130ZM21 201V202H20ZM24 201H25V203H24ZM32 201V202H31ZM127 201V200H126ZM126 201H125V203H126ZM127 201V202H128ZM24 204H28V203H30V205L29 206H27V205H23V203ZM137 202V201H136ZM149 203H150V201H148ZM22 203V204H21ZM38 203V204H37ZM129 203V202H128ZM131 203V201H130V204H129V208L128 209H126L127 208V206L124 204V206L122 207V212H121V216H120V218H121V220H119V222H122L120 225V227L118 228L119 229V231H118V237H119V239H127V238H131V239H133V238H135V236H139V237H141V235L143 234V235H149V236H154V238L151 236V239L153 238V239H156V240H154V241H159V243L157 242V243H154V244H159V246H161L160 247V251H163L164 249H165V247L166 246H168L169 248L168 249H166L165 251H168V250H172L173 249V247L174 246H176V245H174L173 246V242L171 241V240H169V239H163V237H164V235H163V230H162V228L160 227V220L158 219V217H157V215H155V214H153V212H154V210L156 209V205H157V203H156V205H155V202H153V201H151V203L149 204H141V203H143L142 201H141V205L139 204V202H138V204H132ZM135 203V202H134ZM152 203H154V204H152ZM47 204H49V205H47ZM127 204V203H126ZM36 205H38V206H36ZM121 205V204H120ZM130 205H134V207H132V206H130ZM136 205V206H135ZM22 206V207H21ZM28 207V209L29 210H27L26 208ZM34 206V207H33ZM126 206V207H125ZM26 207V208H25ZM29 207H33L34 209H35V207H36V209H37V207H39L38 208V214L36 213V215L34 216V214L35 213H33V212H35L34 211V209L33 208H29ZM130 207H132L131 209H130ZM20 208V209H19ZM24 208L26 209V210H24ZM124 208V209H123ZM158 208V207H157ZM20 210V211H19ZM22 210H23V212H25L26 211V213H24L25 215H23V213H22ZM158 210V209H157ZM28 211H31L30 212V216H29V213H28V215H26L27 214V212ZM33 211V212H32ZM37 211V210H36ZM50 212V213H47V214H49L48 215V217H47V214H46V212ZM119 211V210H118ZM146 212L148 213V214H146ZM18 213H21L20 214V216L18 217ZM18 214V215H17ZM16 215V216H15ZM23 215V216H22ZM38 215V216H37ZM46 215V219H45V217H43V216H45ZM10 216V217H9ZM36 217V218H34V217ZM15 217V218H14ZM26 219L27 217H30L29 219H31L32 218V222H31V220H29L28 218L26 219V222L24 221V218ZM10 218V219H9ZM12 218V219H11ZM18 218H20V219H22L23 221L21 222V220L19 219V221H20V223H21V225H17V224H14V223H16L17 221H15V220H17ZM34 218V219H33ZM257 218V217H256ZM15 219V220H14ZM252 219V218H251ZM262 219H264V215L262 216V218H261V220ZM7 220V221H6ZM11 222H10V221ZM12 220H14V221H12ZM28 220V221H27ZM9 221V222H8ZM18 221V222H19ZM12 222H14V223H12ZM204 222H206V221H204ZM258 222H259V220H258ZM4 223H5V225L8 227V228H11V229H7V227L4 225ZM187 223V222H186ZM11 224V227L10 226H8V225H10ZM255 224V223H254ZM256 224H257V222H256ZM25 225H26V227H25ZM30 226H33V224L32 225H30ZM187 226H188V224H187ZM25 227V228H24ZM185 227V226H184ZM23 228V229H22ZM122 228V231H120V229ZM217 228V227H216ZM35 229V228H34ZM44 229V232H41L42 230ZM86 229V228H85ZM208 229V228H207ZM210 229V228H209ZM212 229V228H211ZM162 230V231H161ZM213 230V229H212ZM216 230V229H215ZM215 230H213V232L215 231ZM85 231V230H84ZM88 231V230H87ZM37 232H38V234H37ZM40 232V233H39ZM117 232V231H116ZM120 232V233H119ZM9 234V235H8ZM24 235V236H25ZM40 235V236H41ZM91 235V234H90ZM27 236V235H26ZM45 236V237H44ZM29 238V237H28ZM28 238L27 239H24V240H27L28 241ZM45 238H46V240H45ZM48 238V239H47ZM20 239V240H19ZM29 240H31V239H29ZM20 241V242H19ZM169 241H171L170 243H169ZM13 242V243H12ZM36 242V241H35ZM76 242V243H75ZM78 242V243H77ZM12 243V244H11ZM22 243H24V242H22ZM21 243V244H22ZM30 243V242H29ZM28 243V244H29ZM31 243H32V241H31ZM30 243V244H31ZM95 243V245H97L98 243L97 242H94ZM97 243V244H96ZM27 244V247L26 248H28L29 250H34V249H30V248H35V247H37V246H33V243H32V246L33 247H31L30 245H28ZM154 244H153V246H154ZM161 244H163V245H161ZM10 245H12V248L10 247ZM24 245V244H23ZM22 245V246H23ZM240 245H242V244H240ZM20 246V245H19ZM25 246V245H24ZM23 246V247H24ZM30 246V247H29ZM42 246V247H43ZM162 246H165V247H163L162 248ZM171 246H172V248H171ZM179 246V245H178ZM238 246H239V244H238ZM243 246V245H242ZM242 246H239V247H237L238 249H236V251H238L239 249H240V247H242ZM246 246V248H247V244L245 245ZM97 247V246H96ZM244 247V246H243ZM7 248V247H6ZM16 248V247H15ZM14 248V249H15ZM17 248H16V251H17ZM21 248V247H20ZM38 248V247H37ZM41 248V247H40ZM87 248V247H86ZM88 248H90V247H88ZM98 248V247H97ZM167 248V247H166ZM0 249H1V247H0ZM39 249V248H38ZM44 249V250H45ZM176 249V248H175ZM174 249V250H175ZM208 249V248H207ZM241 249H243V248H241ZM20 250V249H19ZM19 250L17 251V253L19 252ZM23 249H21V251H22ZM41 249H39V251H40ZM177 250V249H176ZM175 250V251H176ZM182 250V249H181ZM212 250V249H211ZM221 250V249H220ZM220 250H217L216 249V254H217V252L219 251V252H221ZM233 250V249H232ZM260 250V249H259ZM13 252L15 251V250H12ZM25 251V253H27L26 251H28V250H23V252ZM31 251V252H32ZM35 251V250H34ZM33 251V252H34ZM89 251V250H88ZM91 251V250H90ZM101 251V250H100ZM193 252V250H188V253L189 252ZM201 252H203V253H205L206 251H210V249H208V250H205V249H203V251L202 250H200ZM214 251V250H213ZM262 251V249L260 250V252ZM5 252L7 253V249L5 250ZM3 253V250H2V252L0 251V254H2V256H3V254H4V256L2 257L1 255H0V257H2L3 258V260L0 258V264H4V262H5V264H12L11 262L13 261V260H11L12 258H10V255L8 256V257H5L6 256V253ZM99 252V251H98ZM182 252V251H181ZM191 252V253H192ZM239 252V251H238ZM240 252H246L247 254H244V255H242L241 253V255H242V257H244V256H246V259H244V262H243V264H264V249H263V251L261 252V253H259V254H257V251L256 250H254V249H247V250H242V251H240ZM16 253V254H17ZM29 253V252H28ZM34 253H36V252H34ZM38 253V252H37ZM101 253V252H100ZM222 253V252H221ZM85 256H84V255ZM92 254V255H91ZM190 254V253H189ZM231 254V253H230ZM236 254V253H235ZM95 255V254H94ZM100 255V254H99ZM193 255H195L194 254V252H193ZM20 256H23V258L22 259H20V260H23V261H25L26 260V258L24 257V256H26V257H28L29 256V254H25V255H18V257H20ZM36 256H39L38 254L36 255ZM135 255H133L132 257H134ZM190 256V255H189ZM233 256V255H232ZM18 257H16V256H14V258H16L15 260H18L19 258ZM88 257V258H87ZM130 257H131V255H130ZM203 257V256H202ZM218 257H219V255H218ZM226 257V256H225ZM229 256H227V258H228ZM233 257H235V256H233ZM233 257H231L232 259H233ZM5 258V259H4ZM6 258L8 259V258H10L9 260L11 261L10 263H9V261H7L6 262ZM18 258V259H17ZM35 258V257H34ZM34 258H32V259H34ZM48 258V259H47ZM98 258H99V256H98ZM125 258H126V256H125ZM135 258H139L138 260H140L142 257H140V256H135L134 257V259ZM194 258V257H193ZM200 258V260H201V257H199ZM205 258V257H204ZM204 258H202V259H204ZM213 259H215L216 257H212ZM230 258V259H231ZM38 259V258H37ZM36 259V261H38ZM39 259L41 260V262L39 261L38 263L39 264H42L43 262H42V258L41 257H39ZM52 261H51V260ZM56 259H58V261L56 260ZM100 259H104V258H102V255H101V257H100ZM126 259H130V258H126ZM133 259V260H134ZM137 259H135V260H137ZM213 259H211V260H213ZM221 259V258H220ZM223 259V258H222ZM236 259H237V257H236ZM2 260V261H1ZM5 260V261H4ZM28 260H29V257H28ZM35 260V259H34ZM50 262H49V261ZM62 260V261H61ZM131 260V259H130ZM129 260V262L128 263H130L131 261ZM190 259H188V261H189ZM198 259H196V262H198L197 261ZM210 259H208V261H209ZM219 260V259H218ZM225 260V259H224ZM228 260H229V258H228ZM35 261V262H36ZM91 261V260H90ZM191 261V262H190ZM189 262H190V264H195L194 262H195V260H193V259H191ZM202 261H204V260H202ZM207 261V260H206ZM220 261V260H219ZM218 261V263L220 264V262ZM223 261V260H222ZM234 261H236L235 260V258H234ZM242 261H243V259H242ZM1 262H3V263H1ZM20 262H22V261H20ZM30 262H32V260H30ZM35 262L33 261L32 263H34L35 264ZM125 262V261H124ZM148 262V261H147ZM211 262V261H210ZM216 262H217V260H216ZM216 262H214V263H216ZM230 263H232L231 261H229ZM241 262V261H240ZM14 263V262H13ZM23 263V262H22ZM32 263H30V264H32ZM37 263V262H36ZM37 263V264H38ZM127 263V262H126ZM133 263V262H132ZM149 263V262H148ZM154 262H152V264H153ZM204 263V262H203ZM214 263H212V264H214ZM222 263V262H221ZM224 263H225V261H224ZM223 263V264H224ZM16 264V263H15ZM26 264V263H25ZM28 264H29V262H28ZM100 264V263H99ZM102 264V263H101ZM136 264V263H135ZM141 264H143L142 262H141ZM151 264V263H150ZM184 264V263H183ZM198 264V263H197ZM202 264V263H201ZM210 264V263H209ZM227 264V263H226ZM237 264V263H236ZM241 264V263H240Z\"/></svg>","mask_w":264,"mask_h":264},{"label":"built area","instance_id":"obj_3","mask_svg":"<svg viewBox=\"0 0 264 264\" xmlns=\"http://www.w3.org/2000/svg\"><path fill=\"white\" fill-rule=\"evenodd\" d=\"M144 1L145 0H116L117 4L124 12L122 27L114 33V37L109 42V49L104 52L103 64L96 71V78L94 81V92L98 100L102 102L101 106L103 108V117L98 119L99 123L107 124L115 114V109L108 107L114 99L111 97L110 87L117 83L121 74L127 70L130 65L129 60L131 59V55L127 53L126 48L131 47L134 37L140 34L137 30V26L141 18V7ZM104 97H106V99H103ZM94 165L108 169L110 163L108 157L99 155L96 157ZM110 180L111 179L107 177V185H109ZM103 200H106L104 196Z\"/></svg>","mask_w":264,"mask_h":264}]
</instances>
